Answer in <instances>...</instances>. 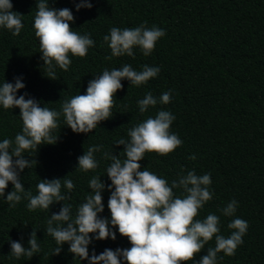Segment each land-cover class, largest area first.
I'll return each instance as SVG.
<instances>
[{
	"label": "trees",
	"instance_id": "trees-1",
	"mask_svg": "<svg viewBox=\"0 0 264 264\" xmlns=\"http://www.w3.org/2000/svg\"><path fill=\"white\" fill-rule=\"evenodd\" d=\"M12 11L21 14L23 28L18 36L0 27V86L15 83L21 78L25 87L16 95L34 99L41 107L60 112L58 127L52 135L55 144H41L38 149L25 151L24 158L36 161L19 172L25 191L38 194L41 180L71 179L74 189L69 199L53 203L49 209L30 211L28 200L22 199L15 207L6 201L13 190L8 184L0 196V264H89L69 251V244L61 246L59 255L55 239L46 232L47 221L59 213L64 204L71 205L75 218L78 207L91 194L89 181L100 177L105 184L102 192L104 211L98 214L110 222L108 209L111 180L107 168L112 163L104 153L119 156L123 162L124 146H116L120 139L128 140L130 129L155 118L161 110L169 111L175 119L170 133L182 140L181 146L167 155L146 152L140 170L153 172L172 181L192 171L197 176L210 174L208 186L212 199L198 210L195 219L204 220L215 214L220 220V233L225 238L234 231L228 224L235 218L247 222L248 228L235 254H217V264H264V0H89L91 9L76 10L80 0H49V6L72 11L73 31L88 35L94 46L85 57L73 56L67 71L55 66L56 80L47 78V69L41 59L39 38L35 36L34 18L38 0H10ZM146 22L163 29L152 53L145 56L136 46L133 56L112 57L104 36L112 27L133 29ZM55 65V62L53 61ZM131 65L142 71L144 65L160 69L156 77L140 86L121 81L123 88L114 97V106L108 120L101 121L90 133H74L66 123L62 105L72 97L85 94L89 80L102 75L104 70ZM171 93L168 104L159 103L165 92ZM151 92L158 103L140 113L138 101ZM23 122L19 108L4 109L0 105V142L13 141L22 134ZM102 146L94 153L98 167L84 172L78 167V157L92 146ZM195 156V159L190 157ZM15 159V157L13 158ZM19 171V170H18ZM114 191V189H113ZM176 197L187 194L182 188L173 189ZM235 200L233 216H225L222 209ZM55 226V223H54ZM116 239L96 240L89 245V255H97L106 248H130L126 237L109 223ZM36 231L40 252L32 258L20 259L10 255V241H19L29 248L30 234ZM95 234H90L94 237ZM215 247V236L195 260V264L209 248Z\"/></svg>",
	"mask_w": 264,
	"mask_h": 264
},
{
	"label": "clouds",
	"instance_id": "clouds-1",
	"mask_svg": "<svg viewBox=\"0 0 264 264\" xmlns=\"http://www.w3.org/2000/svg\"><path fill=\"white\" fill-rule=\"evenodd\" d=\"M38 11L34 18L35 36L39 38L41 59L47 69V78L56 80L55 66L67 71L73 56L85 57L88 49L94 46V41L88 35H80L72 30L70 23L74 16L70 9H56L49 6V0H38ZM89 0H80L76 10L91 9ZM10 0H0V27L18 36L23 28L21 14L12 11ZM146 22L139 27L120 29L112 27L110 34L104 36L111 49L112 57L124 55L133 56V48L138 46L145 56L152 53L158 39L165 35L163 29L153 26L147 28ZM55 62V65L53 64ZM158 67L143 66L142 71H136L131 65L120 69L104 70L102 75L89 80L86 93L79 94L67 100L62 105V113L66 125L74 133H90L101 121L108 120L114 106V97L123 88L121 81L127 79L131 85L140 86L147 83L159 73ZM25 85L21 78L15 83L5 82L0 86V105L4 109L19 108L23 122L22 134L15 136V146L10 139L0 142V196L5 195L8 184L13 190L6 196V201L15 207L22 199H27L30 211L49 209L53 203L69 199L74 184L71 179L63 180L67 190L61 193V179L41 180L37 184L38 194L26 192L20 180L19 172L30 168L36 161L24 158V152L37 150L41 144H55L57 136L52 132L58 127L60 112L41 107L34 99H25V95L17 98L16 93ZM171 93L165 92L159 98V103L168 104ZM158 103L151 92L138 101L140 113ZM175 117L166 110H161L155 118L149 117L129 130L130 139H120L116 146L123 145L126 159L104 153L112 163L107 168V176L111 180L108 186L110 197L108 209L111 220L101 218L98 214L104 211L102 192L105 184L100 177H92L89 188L92 190L78 209L75 218L71 214V205L64 204L59 213H53L47 221L46 232L52 236L58 247L54 255H59L61 246L69 244V251L80 260H88L89 264H182L195 260L204 246L215 236V247L209 248L195 264H217V254L223 252L227 256L235 254L248 224L240 218L233 219L228 228L233 229L231 235L225 238L220 233V220L215 214H208L204 220L195 219L206 202L212 199L209 191L210 174L197 176L190 171L178 181L169 186L166 179L160 178L148 170H140L146 152H156L167 155L181 146L182 140L169 129ZM102 146H92L86 153L78 157V167L87 172L98 167L94 153ZM15 157V159H13ZM195 159V156L190 157ZM19 170V171H18ZM182 188L187 194L176 197L173 189ZM114 189V191H113ZM237 202L233 200L222 209L225 216H233ZM55 223V226H54ZM117 228L121 236L126 237L130 248L116 250L105 249L97 255L95 251L89 255V245L96 240L116 239V232L109 228ZM90 234H95L94 237ZM29 248L19 241H10V255L16 259L22 256L32 258L40 252L36 231L30 234Z\"/></svg>",
	"mask_w": 264,
	"mask_h": 264
}]
</instances>
